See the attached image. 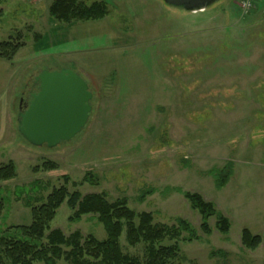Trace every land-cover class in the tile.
<instances>
[{"label": "rangeland", "instance_id": "1", "mask_svg": "<svg viewBox=\"0 0 264 264\" xmlns=\"http://www.w3.org/2000/svg\"><path fill=\"white\" fill-rule=\"evenodd\" d=\"M52 1L0 0V43L22 44L11 61L0 59V167L12 162L15 172L0 181V228L28 226L30 206L67 176L69 192L125 198L167 226L186 221L195 239L178 240L179 264H264V0L246 15L239 0L196 13L162 0H98L106 18L71 25L50 19ZM34 34L44 38L40 46ZM44 69L74 72L92 94L84 128L50 149L17 132L27 86ZM227 163L231 175L217 189L210 173ZM143 192L151 194L140 201ZM184 192L211 202L228 233L215 230L212 216L204 234ZM71 215L63 203L50 229L105 238L95 217L70 223ZM245 228L260 236L253 250L242 244ZM119 240L124 254L145 263L144 245Z\"/></svg>", "mask_w": 264, "mask_h": 264}, {"label": "trees", "instance_id": "2", "mask_svg": "<svg viewBox=\"0 0 264 264\" xmlns=\"http://www.w3.org/2000/svg\"><path fill=\"white\" fill-rule=\"evenodd\" d=\"M48 11L52 21L63 25L101 21L109 14L108 6L98 0L91 3L53 0ZM43 39L39 34H34V45L40 46ZM21 47L22 44L16 40L1 42L0 59L11 61ZM27 88H35L34 80ZM27 99L23 98V101ZM43 166L53 168L54 164L46 162ZM231 170L232 165L227 163L225 169L210 173L217 189L225 186ZM14 177L12 162L0 167V181L6 182ZM63 178V185L53 188L39 205L30 206L31 223L28 226H11L6 230L0 228V264H143L136 257L122 252L119 240L122 234L127 245H144V264H170L173 261L179 264L178 240L190 243L195 239L190 225L184 220H177L175 225L170 226L156 223L151 213H136L130 209L125 198L109 202L103 194L82 196L78 190L69 192V179L67 176ZM85 179L87 183L92 180L91 177ZM71 186L75 188L77 184L72 182ZM150 194L143 192L139 200L143 201ZM182 195L190 209L200 215V229L204 234H210L207 221L212 216H216L215 230L221 234L228 233L229 220L218 214L211 202L204 201L198 193L184 192ZM63 203L72 212L68 218L70 223L83 216H93L103 227L105 238L98 240L92 235L82 236L79 231L65 235L59 229L51 230L50 223ZM27 205H30L28 201ZM2 211L3 202L0 200V217ZM185 233L186 236H183ZM165 241H175V244L163 246ZM260 241V236H252L248 229L242 231V244L245 248L253 250Z\"/></svg>", "mask_w": 264, "mask_h": 264}, {"label": "water", "instance_id": "3", "mask_svg": "<svg viewBox=\"0 0 264 264\" xmlns=\"http://www.w3.org/2000/svg\"><path fill=\"white\" fill-rule=\"evenodd\" d=\"M190 13L204 11L219 0H162ZM38 90L17 116V132L30 146L54 148L72 140L85 126L92 94L86 82L67 69L42 70Z\"/></svg>", "mask_w": 264, "mask_h": 264}, {"label": "built area", "instance_id": "4", "mask_svg": "<svg viewBox=\"0 0 264 264\" xmlns=\"http://www.w3.org/2000/svg\"><path fill=\"white\" fill-rule=\"evenodd\" d=\"M254 0H239L238 6L244 15L253 11Z\"/></svg>", "mask_w": 264, "mask_h": 264}, {"label": "flooded vegetation", "instance_id": "5", "mask_svg": "<svg viewBox=\"0 0 264 264\" xmlns=\"http://www.w3.org/2000/svg\"><path fill=\"white\" fill-rule=\"evenodd\" d=\"M39 74V73H38ZM37 74V75H38ZM34 84H35V88L33 90H30V92L28 93V95L26 96V98L28 97L27 101H23V99L21 100V104L22 106L19 107L21 109V111L24 109V105L30 100V96L33 94V93H36L37 90H38V84L35 82V79H34Z\"/></svg>", "mask_w": 264, "mask_h": 264}]
</instances>
